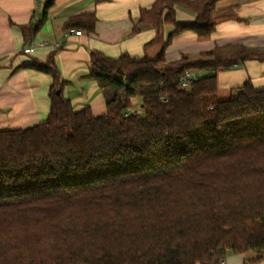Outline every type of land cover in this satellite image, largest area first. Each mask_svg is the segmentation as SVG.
<instances>
[{
  "label": "trees",
  "instance_id": "obj_1",
  "mask_svg": "<svg viewBox=\"0 0 264 264\" xmlns=\"http://www.w3.org/2000/svg\"><path fill=\"white\" fill-rule=\"evenodd\" d=\"M113 0H96L97 3ZM225 0H155L138 24L174 26L155 58L90 55L106 114L75 110L54 57L48 119L0 130V264H219L264 253V90L218 97L217 75L264 49L215 46L169 61L174 36L210 41ZM195 13L178 22L176 8ZM23 27L26 44L40 30ZM95 14L65 26L95 30ZM185 71L199 76L187 89ZM203 75H202V74ZM201 74V75H200ZM140 100L141 114L128 115Z\"/></svg>",
  "mask_w": 264,
  "mask_h": 264
},
{
  "label": "crops",
  "instance_id": "obj_2",
  "mask_svg": "<svg viewBox=\"0 0 264 264\" xmlns=\"http://www.w3.org/2000/svg\"><path fill=\"white\" fill-rule=\"evenodd\" d=\"M154 3L155 0H0V130L27 129L48 119L52 79L26 66L33 61L45 63L50 56L66 82L64 95L75 110L90 107L95 116H104V96L89 77L90 55L96 51L110 58L125 53L137 58L157 57L174 26L157 29L138 24L135 31L141 11ZM90 13L97 18L94 32L74 27L82 30L83 36L64 39L65 26ZM43 17L46 20L29 44L46 45L32 55H24L22 50L29 44L25 42L23 27L36 25ZM175 17L186 23L196 16L191 10L178 7ZM213 22L216 30L210 41L201 42L190 31L174 36L165 51L167 60L175 61L182 55L193 60L217 45L264 49V0L221 1ZM57 42L60 47H55ZM246 82L264 90V61H247L219 72V99L231 98ZM224 260L228 264H264V256L255 262L252 254L228 253Z\"/></svg>",
  "mask_w": 264,
  "mask_h": 264
},
{
  "label": "built area",
  "instance_id": "obj_3",
  "mask_svg": "<svg viewBox=\"0 0 264 264\" xmlns=\"http://www.w3.org/2000/svg\"><path fill=\"white\" fill-rule=\"evenodd\" d=\"M43 1V0H41ZM83 31L77 28H70L67 29L64 32V39H70L71 37H81L83 36ZM46 43H32L29 44L27 46H25L22 50V53L24 55H32L34 54L39 48L45 46ZM61 43L57 42L55 44V47H60ZM199 78L198 75L191 73L190 71H185L182 80H181V85L184 89H187L194 81H196ZM141 108H132L128 111V113L126 114V116L128 115H139L141 114ZM264 256V253H263ZM219 264H228L226 260H221Z\"/></svg>",
  "mask_w": 264,
  "mask_h": 264
},
{
  "label": "rangeland",
  "instance_id": "obj_4",
  "mask_svg": "<svg viewBox=\"0 0 264 264\" xmlns=\"http://www.w3.org/2000/svg\"><path fill=\"white\" fill-rule=\"evenodd\" d=\"M139 106H140V102L136 99V100L134 101V107H135V108H140ZM227 255H228V254H227Z\"/></svg>",
  "mask_w": 264,
  "mask_h": 264
}]
</instances>
